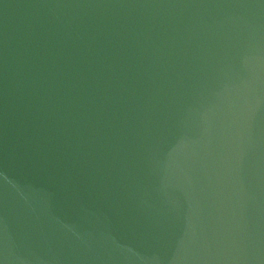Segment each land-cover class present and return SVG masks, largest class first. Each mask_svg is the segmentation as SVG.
<instances>
[{
	"label": "water",
	"instance_id": "water-1",
	"mask_svg": "<svg viewBox=\"0 0 264 264\" xmlns=\"http://www.w3.org/2000/svg\"><path fill=\"white\" fill-rule=\"evenodd\" d=\"M0 264H264V0H0Z\"/></svg>",
	"mask_w": 264,
	"mask_h": 264
}]
</instances>
